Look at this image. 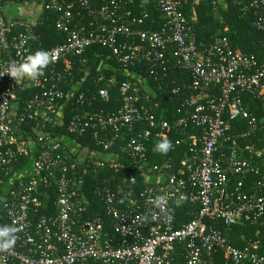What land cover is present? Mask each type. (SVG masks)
I'll list each match as a JSON object with an SVG mask.
<instances>
[{
  "label": "built area",
  "instance_id": "obj_1",
  "mask_svg": "<svg viewBox=\"0 0 264 264\" xmlns=\"http://www.w3.org/2000/svg\"><path fill=\"white\" fill-rule=\"evenodd\" d=\"M42 1L0 0V226L17 229L13 247L0 251V264H264L259 241L240 249L221 231L264 227V144L257 138L264 118L242 97L252 96L264 115V55L258 60L234 52L224 36L200 47L185 14L189 0H150L163 16L159 30L144 28L147 15L128 7L134 0H104L91 8L84 26L74 10L88 8L90 0ZM24 7L31 11L27 16L19 13ZM43 9L58 16L54 26L64 36L47 49H39L35 29ZM250 9L252 27L264 31V0ZM93 47L108 50L113 61L98 79L105 82L98 96L110 102L108 87L118 85L120 106L74 113L68 134H58L52 128L64 122L59 103L72 99L74 90L65 94L59 86ZM37 50L53 57L42 76L18 84L7 75ZM172 71L186 73L181 88L190 93L174 119L158 97ZM124 74L118 84L117 75ZM31 89L40 93L20 104L18 96ZM72 136H89L97 149ZM161 139L182 149L176 170L167 159L164 165L151 160L150 148ZM79 159L122 178L96 191L107 224L98 214L83 218L89 204ZM135 173L147 181L136 196L129 194ZM50 194L56 197L54 213L37 217L40 198Z\"/></svg>",
  "mask_w": 264,
  "mask_h": 264
},
{
  "label": "trees",
  "instance_id": "obj_2",
  "mask_svg": "<svg viewBox=\"0 0 264 264\" xmlns=\"http://www.w3.org/2000/svg\"><path fill=\"white\" fill-rule=\"evenodd\" d=\"M51 0H44V3H50ZM60 1V0H59ZM13 4H28L31 0H5V5ZM258 0H215V4L209 0H203L194 4L191 0L185 6V14L190 19L194 26L197 44L200 47H209L216 37H227L234 52L241 53L244 56H254L258 60H261L264 55V31H258L252 27V23L255 20L253 9H250V3H257ZM41 3V2H40ZM104 4V0H90L89 7L80 8L75 6L74 14L76 19L84 25H88L91 21L92 13L91 8L95 9ZM133 14L142 16L147 15L145 18V29L159 30L164 23L162 19V13L158 10L156 5L152 1L148 0H134L133 3L128 4ZM5 13V11L3 12ZM79 14V16H77ZM142 14V15H141ZM57 15L52 11L43 9L41 13L40 24L36 25L35 29L41 36L38 44L39 49H47L60 44L64 40V36L55 28V21ZM227 29V31H225ZM109 52L102 47H93L88 49L86 54L81 59H86L83 63L80 58L74 61L71 71L65 73L64 81L60 84L65 94L68 89L73 90V97L69 101L66 99L60 101L61 116L64 118V122L57 124V127L52 128L58 134L64 133L67 135L66 126L70 121L74 113L89 114L100 110H115L120 106L121 97L118 94V85H110L108 89L111 93V101L105 102L98 96V89L105 86L104 81H99V77L106 73L107 68L113 61L109 57ZM125 72L128 73L126 70ZM125 75V76H124ZM117 75V83H121L126 80L127 75ZM187 81V75L185 72L172 71L168 74L166 80L161 85L163 90L158 91V97L162 99L166 98L165 102H162L161 109L167 110L168 116L172 119L176 117V111L180 106V103L187 97L189 92L184 91L181 85ZM180 87L181 91L178 94H172V89ZM40 93L38 90L31 89L26 93L20 94V104L33 97L35 94ZM244 106L248 107L254 112L260 119L264 118L262 114L261 106L258 101L252 100L250 95L245 94ZM159 109L157 114L162 110ZM63 125V126H60ZM241 129L244 127V123L239 121L236 126ZM73 137V136H72ZM76 138L78 144H89L92 149H97L94 141L89 136L73 137ZM257 138L261 139V143L264 144V119L261 121V129L257 135ZM151 150V160L154 164L164 165L165 159L170 161L171 169L176 170L182 160L183 153L177 149L169 150L167 154H159ZM85 163V164H84ZM75 164L79 167V175L83 178L84 189L83 199L88 202V207L83 218L98 214L102 216L105 224L108 220L103 215V208L101 205L100 197L97 196V189L102 187L104 182L114 185V183L121 182L122 178L115 174L113 171H95L94 167L87 166L88 164L82 160H75ZM79 164V165H78ZM262 168V167H261ZM85 169V170H83ZM170 169V171H171ZM264 169V168H262ZM94 172H96L94 174ZM137 177V184L130 189V195H138L146 186V176L135 173ZM79 198H82L79 195ZM56 197L54 194H50L48 199L44 197L40 198V207L38 209L39 216L50 217L54 213V201ZM91 208V210H89ZM223 235L227 241L237 247L244 248L246 245L252 242L259 241L261 244L260 253L264 255V227L257 225H237L233 226L230 230H226L221 227ZM178 261V260H176Z\"/></svg>",
  "mask_w": 264,
  "mask_h": 264
},
{
  "label": "clouds",
  "instance_id": "obj_3",
  "mask_svg": "<svg viewBox=\"0 0 264 264\" xmlns=\"http://www.w3.org/2000/svg\"><path fill=\"white\" fill-rule=\"evenodd\" d=\"M53 57L44 50H37L26 55L22 61L10 66L7 75L13 78L18 84L25 80H36L43 75L44 69L51 62ZM172 144L167 139H161L153 146V151L159 154H167L171 150ZM163 196L156 197L157 202L163 201ZM155 219V217H153ZM17 229L10 225L0 226V251H6L13 247L15 243L14 233Z\"/></svg>",
  "mask_w": 264,
  "mask_h": 264
},
{
  "label": "crops",
  "instance_id": "obj_4",
  "mask_svg": "<svg viewBox=\"0 0 264 264\" xmlns=\"http://www.w3.org/2000/svg\"><path fill=\"white\" fill-rule=\"evenodd\" d=\"M25 8H26V7H24V9H23V8H20V10H19L20 15H26V16L29 15V12H30V11H26ZM28 9H29V8H28Z\"/></svg>",
  "mask_w": 264,
  "mask_h": 264
},
{
  "label": "rangeland",
  "instance_id": "obj_5",
  "mask_svg": "<svg viewBox=\"0 0 264 264\" xmlns=\"http://www.w3.org/2000/svg\"><path fill=\"white\" fill-rule=\"evenodd\" d=\"M25 10H26V11H30L28 8H25ZM30 13H31V11H30Z\"/></svg>",
  "mask_w": 264,
  "mask_h": 264
},
{
  "label": "water",
  "instance_id": "obj_6",
  "mask_svg": "<svg viewBox=\"0 0 264 264\" xmlns=\"http://www.w3.org/2000/svg\"><path fill=\"white\" fill-rule=\"evenodd\" d=\"M165 101H166V98H164L162 102H165Z\"/></svg>",
  "mask_w": 264,
  "mask_h": 264
}]
</instances>
